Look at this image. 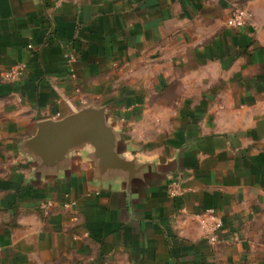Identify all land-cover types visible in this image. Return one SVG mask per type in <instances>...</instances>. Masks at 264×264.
<instances>
[{"label": "crops", "instance_id": "1", "mask_svg": "<svg viewBox=\"0 0 264 264\" xmlns=\"http://www.w3.org/2000/svg\"><path fill=\"white\" fill-rule=\"evenodd\" d=\"M81 109L100 153L31 148ZM0 264H264V0H0Z\"/></svg>", "mask_w": 264, "mask_h": 264}, {"label": "water", "instance_id": "2", "mask_svg": "<svg viewBox=\"0 0 264 264\" xmlns=\"http://www.w3.org/2000/svg\"><path fill=\"white\" fill-rule=\"evenodd\" d=\"M103 137L100 112L81 109L58 120L46 119L38 122L30 146L52 160L60 158L68 146L81 139L91 140L100 153Z\"/></svg>", "mask_w": 264, "mask_h": 264}, {"label": "built area", "instance_id": "3", "mask_svg": "<svg viewBox=\"0 0 264 264\" xmlns=\"http://www.w3.org/2000/svg\"><path fill=\"white\" fill-rule=\"evenodd\" d=\"M249 18V13L244 9L234 10L227 20V25L234 28L243 27ZM26 70V64L24 62H18L12 65L5 73V78L8 80H14L20 77ZM167 193L170 197H177L183 193V189L177 180H172L167 188ZM43 209H50L52 202H43L40 204ZM197 217L201 220V224L206 229L207 238L210 243H214L217 240L218 233L223 225L222 217L213 209H207L202 214H198Z\"/></svg>", "mask_w": 264, "mask_h": 264}]
</instances>
